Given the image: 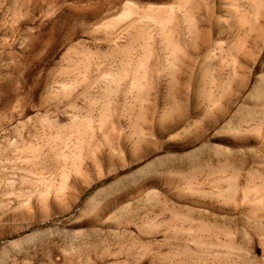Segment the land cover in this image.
<instances>
[{
	"label": "rangeland",
	"instance_id": "rangeland-1",
	"mask_svg": "<svg viewBox=\"0 0 264 264\" xmlns=\"http://www.w3.org/2000/svg\"><path fill=\"white\" fill-rule=\"evenodd\" d=\"M0 264H264V0H0Z\"/></svg>",
	"mask_w": 264,
	"mask_h": 264
}]
</instances>
